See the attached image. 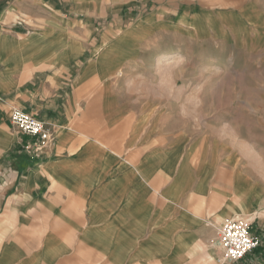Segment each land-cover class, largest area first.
<instances>
[{
    "label": "crops",
    "instance_id": "obj_1",
    "mask_svg": "<svg viewBox=\"0 0 264 264\" xmlns=\"http://www.w3.org/2000/svg\"><path fill=\"white\" fill-rule=\"evenodd\" d=\"M214 23L237 32L211 45L247 47L264 106V0H0V264H264L252 141L187 118L192 87L167 71L129 85L182 48L191 60L193 34ZM14 109L52 126L38 152L23 150L35 141ZM246 191L259 245L222 263L218 223L250 216Z\"/></svg>",
    "mask_w": 264,
    "mask_h": 264
},
{
    "label": "rangeland",
    "instance_id": "obj_2",
    "mask_svg": "<svg viewBox=\"0 0 264 264\" xmlns=\"http://www.w3.org/2000/svg\"><path fill=\"white\" fill-rule=\"evenodd\" d=\"M236 32L230 30L226 23L224 24V30H220L217 24L214 23L212 24V31H203V34L200 33V35L199 33L193 34L191 60L184 61V48H182V56L178 52L176 58H171L169 63L160 64L155 68L151 67L152 71L156 72L155 78L150 77L151 79L147 80L138 75L130 79L129 85L133 88L149 83L151 86L160 85L163 80H160L158 76L160 72L167 71L169 74L166 76L169 78L171 87L175 86L178 89L184 86L192 87L191 110L188 108L182 111L187 118H191L197 124L209 121V125H212L211 127H215V129H218L217 126L220 125L222 129L229 130L232 128H229L228 125L234 124L239 135L252 141L253 147L259 153L260 162L264 165V106L252 100L254 89L260 80L253 76L254 63L249 61L251 57L249 54L247 55V47L241 48V54H238L232 46L221 50L218 46L211 45L210 39L221 38V40L232 42ZM238 33L241 38L249 37L247 32L238 31ZM232 55H234L233 58ZM169 59L170 57L167 58V60ZM234 60H237V62H234ZM242 69H244L243 73L245 72L243 77L239 72ZM174 75L176 76L175 79ZM155 81L158 83L154 84ZM249 102H251L253 109L250 108ZM130 114L131 118H135L137 111H130ZM49 127L53 131L52 126ZM29 138L34 139L35 142L25 144L23 150L26 153L38 152L39 141L37 138ZM246 194L242 202L245 200L250 205L245 208L246 214L250 216L237 214L226 216L225 219L239 217L247 223H251L252 226V220L259 216V213L253 216L256 210L255 203L251 202L250 194L247 191ZM251 216L253 217L251 218ZM223 220L218 223L220 228ZM214 250L220 251L215 247Z\"/></svg>",
    "mask_w": 264,
    "mask_h": 264
},
{
    "label": "built area",
    "instance_id": "obj_3",
    "mask_svg": "<svg viewBox=\"0 0 264 264\" xmlns=\"http://www.w3.org/2000/svg\"><path fill=\"white\" fill-rule=\"evenodd\" d=\"M9 117L12 126L24 135L37 138L40 145L51 141V128L31 114L14 109ZM218 244L222 261L236 263L258 247L259 238L253 234L251 223L235 217L223 220L218 235Z\"/></svg>",
    "mask_w": 264,
    "mask_h": 264
},
{
    "label": "bare ground",
    "instance_id": "obj_4",
    "mask_svg": "<svg viewBox=\"0 0 264 264\" xmlns=\"http://www.w3.org/2000/svg\"><path fill=\"white\" fill-rule=\"evenodd\" d=\"M212 246L215 247V248H217V250H220V248H219V244H218V241H216L215 244L212 245Z\"/></svg>",
    "mask_w": 264,
    "mask_h": 264
}]
</instances>
